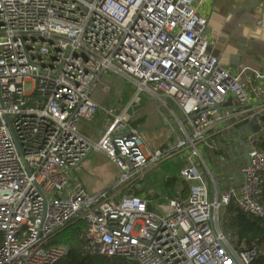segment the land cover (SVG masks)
Segmentation results:
<instances>
[{"label": "built area", "instance_id": "built-area-1", "mask_svg": "<svg viewBox=\"0 0 264 264\" xmlns=\"http://www.w3.org/2000/svg\"><path fill=\"white\" fill-rule=\"evenodd\" d=\"M206 1L0 0V264H57L67 249L52 239L80 220L92 255L139 264L255 261L259 247H234L220 209L233 203L264 218L263 132L245 140L249 158L238 184L223 191L208 166H199L205 163L199 144L220 146L209 135L222 130L231 147L238 122L260 123L264 110H223L230 95L251 101L242 81L249 68L235 73L209 52L216 41L202 12ZM104 74L126 76L139 91L181 109L192 128L179 120L178 148L190 151L180 170L191 183L187 197L160 196L155 205L149 196H116L121 184L167 153L145 151L123 114L97 140L80 132V121L100 108L92 94ZM253 74L254 92L264 93V69ZM95 150L108 155L120 176L92 193L72 184L69 172Z\"/></svg>", "mask_w": 264, "mask_h": 264}, {"label": "crops", "instance_id": "crops-1", "mask_svg": "<svg viewBox=\"0 0 264 264\" xmlns=\"http://www.w3.org/2000/svg\"><path fill=\"white\" fill-rule=\"evenodd\" d=\"M250 1L207 0L202 8L203 14L209 19L213 14L216 15L218 20L215 22L221 24L220 35L227 36L232 34L234 36L230 42L231 44L238 47L235 42L243 35L247 37L244 45L245 55L242 56L240 65L237 68H231L235 73L240 71L241 66L249 68L245 72L246 74L242 76V81L251 96V101L245 105L240 103L235 96L230 95L228 97V108L223 106L225 111L230 108L237 110L246 106L248 110L258 112L261 108H264V93L257 94L253 90V86L258 84V81L254 78L253 70L264 69V40L261 38L264 31H260L262 34H259L258 37L253 36V34H256L255 31L259 29L255 20L260 15V11L253 10L245 13L243 7ZM208 32L212 36L211 27H209ZM245 32L248 33L245 34ZM115 76L120 75L104 74L100 79L110 87L108 81L116 79L114 78ZM248 79H251L252 82H248ZM130 84L134 83L130 81ZM122 95L119 89L110 90L108 93L102 91L101 94L94 96L92 94L94 99L99 102L100 108L92 120L80 121V132L93 140H97L110 126L115 116L123 114L124 120L128 124V130L135 128L140 132L144 140L145 151L150 152L162 149L167 153V156L160 164L147 167L143 174L132 177L121 184L116 189V196L118 198L123 194L149 196L154 200L155 205L160 196L172 198L181 195L187 197L191 183L180 175V170L185 160L180 162V166H177L176 163L179 155H188L190 151L186 148H178L179 138L184 137L180 130L179 120L185 121L184 125L189 133L192 128L186 121L185 116V119L179 116L176 107L180 108L174 103L164 102L157 97H155L154 102L138 108L134 106L135 96ZM262 112L264 113V110ZM218 127L224 128L223 124H219ZM248 134L249 132L243 129L241 139H239L237 131L233 132L231 147H229L227 144L229 135H226L221 130L209 135L210 140L220 144L217 150L209 149L203 144L198 145L200 154L205 162L199 166H201V169H204V164L208 166L212 174L220 182L221 190L223 191L229 185L241 182L240 167L247 162V159L243 156L244 146L242 141L247 139ZM203 174L211 183L210 176L207 173ZM119 176L118 167L105 152L99 150L92 151L81 164L69 172L72 184H82L92 193L112 186ZM213 192L212 188L211 194Z\"/></svg>", "mask_w": 264, "mask_h": 264}, {"label": "trees", "instance_id": "trees-1", "mask_svg": "<svg viewBox=\"0 0 264 264\" xmlns=\"http://www.w3.org/2000/svg\"><path fill=\"white\" fill-rule=\"evenodd\" d=\"M260 119L264 129V113ZM260 147L264 151V132ZM259 199L264 202V185ZM220 222L223 233L234 247L241 249L258 246L260 253L252 264H264V218L240 211L231 203L225 207L220 216ZM85 228V222L80 220L52 239L51 245L64 246L67 249V254L57 264H139L136 260L125 256L114 258L90 254L84 235Z\"/></svg>", "mask_w": 264, "mask_h": 264}, {"label": "water", "instance_id": "water-1", "mask_svg": "<svg viewBox=\"0 0 264 264\" xmlns=\"http://www.w3.org/2000/svg\"><path fill=\"white\" fill-rule=\"evenodd\" d=\"M260 11V15L256 18V26L258 25L259 29H257L256 34H253L254 37H258L259 34H262L260 31H264V0H251L246 3L243 7V11L248 13L249 11ZM218 20L215 14L211 16L208 22V26L212 28V36L215 39V44L209 48V52L213 55L221 57V63L225 65H229L232 68H237L240 63L242 56L245 55V41H247V37L245 35L241 36L235 44L238 46L231 44L232 38L234 37L232 34L227 36L220 35L221 24L216 23ZM248 32H245V34ZM264 40V32L261 37ZM223 108V107H222ZM9 121V120H8ZM239 134L238 137L241 139L240 129H245L247 132H264V129L260 123L256 120L244 119L238 122ZM244 146V154L243 156L248 160L249 152L246 147L245 141H242Z\"/></svg>", "mask_w": 264, "mask_h": 264}, {"label": "rangeland", "instance_id": "rangeland-1", "mask_svg": "<svg viewBox=\"0 0 264 264\" xmlns=\"http://www.w3.org/2000/svg\"><path fill=\"white\" fill-rule=\"evenodd\" d=\"M113 81H108L109 86H107V83L105 84L103 80L100 79L99 84L97 85V87L95 88L94 92H93V96L97 95V94H101V92H105L108 93L110 90H114V89H119L122 92V96H132L134 98V106L135 107H145L147 104H149L150 102H154L155 100V96L145 90H141L139 91V89L137 88V85L135 84H130V79L126 76H115ZM176 110L179 114V116L181 118H184L183 112L181 111V109H178L176 107ZM185 119V118H184ZM187 155H179L178 159H177V166H180V162H182L183 160H186L185 157ZM182 157V159H181ZM179 168V167H178ZM177 169V168H175ZM163 170V169H161ZM225 209V206L222 207L220 209V216L223 213ZM221 223V222H220Z\"/></svg>", "mask_w": 264, "mask_h": 264}]
</instances>
